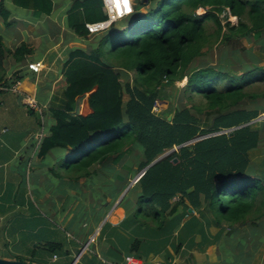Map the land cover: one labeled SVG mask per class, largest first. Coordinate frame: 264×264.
Wrapping results in <instances>:
<instances>
[{"label": "trees", "instance_id": "obj_1", "mask_svg": "<svg viewBox=\"0 0 264 264\" xmlns=\"http://www.w3.org/2000/svg\"><path fill=\"white\" fill-rule=\"evenodd\" d=\"M11 1L43 14L53 6V0ZM132 8L127 17L129 29L111 25L99 35V44L109 42L108 53L114 61L98 48L69 53L61 78L55 82L63 87L62 105L51 109L54 123L37 143V155L52 147L67 150L69 168L76 179L93 172V165L117 162L126 152L136 160L141 154L144 161L131 168L132 175L162 152L200 137L144 168L131 185L136 211L161 215L186 198L198 205L201 215H210L218 229L223 230L221 224L226 223L236 232L246 225L247 236L264 248V154L258 147L259 130L242 125L252 118L251 113L241 108L244 117L240 110L226 111L239 108L252 95L244 89L246 82L255 75L264 80V67L248 66L241 56L250 50L240 44L242 38L251 40L259 43L264 53V0H135ZM0 13L7 16L1 4ZM105 16L101 0H73L66 25L84 36L88 34L85 22ZM207 21L213 25L210 33L205 30ZM209 36L228 44L231 53L223 51L217 66L189 67ZM232 61L243 70L233 73L230 67L218 68ZM182 78H187L182 95L204 100V121L190 110L201 111L194 104L186 107L167 102L164 115L152 110L155 101L167 100L165 89ZM85 93L90 111L74 113L77 99ZM238 125L231 131L217 132ZM174 196L177 198L171 204ZM186 210L184 206L188 215ZM43 245L47 252L61 248L59 242Z\"/></svg>", "mask_w": 264, "mask_h": 264}, {"label": "crops", "instance_id": "obj_2", "mask_svg": "<svg viewBox=\"0 0 264 264\" xmlns=\"http://www.w3.org/2000/svg\"><path fill=\"white\" fill-rule=\"evenodd\" d=\"M72 1L53 0L51 11L43 14L0 0L7 10L6 17L0 13V86L17 80L20 93L34 96L44 106V134L54 123L51 109L62 105L63 87L55 82L69 53L98 48L106 58L111 55L98 43L100 33L83 36L67 28ZM251 54L245 61L248 66L258 62ZM33 61H40L36 72L26 66ZM79 108L81 114L90 111L86 93ZM245 123L259 130L258 147L264 154V112ZM37 130V119L25 110L19 93L0 88V258L33 264H122L125 255H132L140 264H226L222 262L227 260L264 264V248L247 236L246 225L236 232L226 223L218 229L214 219L201 215L189 199L161 215L136 211L135 197L126 193L134 174L121 171L131 153L108 164L111 168L103 179H94L92 172L73 179L67 150L52 147L37 155ZM29 162L30 170L24 174ZM136 164L132 162L131 168ZM99 168L90 167L95 173ZM124 195L127 200L121 201ZM48 241L59 242L61 248L47 252L43 244Z\"/></svg>", "mask_w": 264, "mask_h": 264}, {"label": "rangeland", "instance_id": "obj_3", "mask_svg": "<svg viewBox=\"0 0 264 264\" xmlns=\"http://www.w3.org/2000/svg\"><path fill=\"white\" fill-rule=\"evenodd\" d=\"M141 9L143 10V8H141ZM196 11L201 13L202 10L201 9H197ZM221 20L223 21V19H221ZM128 23L129 22L126 19L125 20H121V21H117L113 25V28L121 30V26L124 25V29H122V30L126 31L127 29H129L128 28L129 27ZM205 30H206L207 33H210L213 30V25H212V23L210 21H207L205 23ZM123 36L127 38L126 34H124ZM262 38L264 39V33L262 34ZM207 39H208L207 45L204 46L201 49L200 55L195 57L190 62L189 67L204 66V65H210V66H214L215 65V66H217L216 63L218 62L220 57H222L223 51H225L227 53H231L230 52L231 47L228 44L223 45L221 43H217V39H215L213 36L212 37L209 36ZM240 44L243 47H251L250 53L246 54V56L244 55V57H243L244 59L243 60H245V61L251 60V58L253 57V55L251 54V52H252L258 58L257 64L258 65H262L264 67V53L260 52V50L258 48L259 47V43H255V42L252 43L251 40H247V39H243L242 38L240 40ZM101 48L103 50H107L108 49V45H101ZM227 56L229 57L230 54H227ZM108 60L109 61H114V59L112 57H108ZM220 63L222 64V62H220ZM230 64L226 63L225 64L226 67L219 66L218 68L227 69L228 67H230L232 69L231 72H233V73H237V71L239 69L243 70L241 68L242 67L241 64H239V63H237L235 61H232ZM131 74H132V72L130 71L129 75H131ZM184 83H185V79L184 78H182V79H180L178 81H174V83H173L174 87H170V88L165 89V94L168 95L167 100H157V101H155L154 108H152V110L164 115L166 113L165 111H166L167 102H171L172 105H174V104H182L183 106H186V107H188L189 104H194L197 107H199L201 109V111L199 112L196 109H192V108L190 110L199 119L204 121L205 120V118H204L205 117V113H204V109H202V105H203L204 100L201 97L196 96V95H192L189 99L187 97H185L184 95H182L181 90H182V87H183ZM244 89L249 91L250 93H252V95L249 98L245 99L241 103V105H239V108L231 107V108H227L226 111H231V110H240L241 111V108H242L245 112L251 113V115H250V116H252L251 119H255L260 112H264V80L260 79L258 76L255 75L252 78V81L245 83ZM126 97H127L126 94L123 93L122 94L123 100H125ZM81 101H82V97H79L77 99L76 105L78 106L81 103ZM242 114H243L244 117L246 116V114L244 112H242ZM170 117H171V114H169V118ZM256 125L257 124H255V126ZM161 154H163V152ZM161 154L157 155L154 159H152L144 167L146 168V167L150 166L151 164H153L154 162L158 161L159 159L158 160H156V159ZM143 161H144V158H142L141 154H138L137 160H136L135 157L131 156V160L125 161V163L128 164V165L126 167L121 168L122 173L126 169H129L130 170V174H131L132 162L133 163H137L138 166H139L140 164L143 163ZM110 164H113V163H109V165ZM137 164H136V166H137ZM96 165H98V164H96ZM98 166L100 168L98 170H96V173L92 172L91 176L92 175H96V177H94V179H96V178L103 179L102 174L107 175L106 172H108L111 167L108 166V165H104V166L103 165H98ZM26 167L27 168H25V167L23 168L24 174H26L27 171L30 170V162L28 163V165H26ZM142 169L143 168L137 170L134 175H136ZM134 175H133L132 178L135 177ZM20 177H22V173H20ZM45 181H47V180H45ZM129 193L131 194V188H130V192ZM27 195L29 196V192L28 191H27ZM14 197H15V194H14ZM90 239H92V237H89L88 240L90 241ZM82 246L83 245H81L80 247H82ZM222 263L230 264V262H228V260L225 261V262H222Z\"/></svg>", "mask_w": 264, "mask_h": 264}, {"label": "built area", "instance_id": "obj_4", "mask_svg": "<svg viewBox=\"0 0 264 264\" xmlns=\"http://www.w3.org/2000/svg\"><path fill=\"white\" fill-rule=\"evenodd\" d=\"M135 0H131V8L133 6V2ZM102 2V6L104 7L105 9V18L104 19H101V20H96V21H92V22H85L84 23V27L86 28V31L88 34H91V33H97V32H100V31H103V30H98L96 32H92L90 31V27L91 26H96V25H99L101 23H107V27H110L112 24H115L117 21H121L123 20L125 17H127L129 14H131L133 12V8H132V11L130 13H127L125 14L124 16H117V19L115 20H111V17L116 15V11H115V7L114 5L110 4L109 3V0H101ZM231 21V19H230ZM110 22V23H109ZM27 68L36 72L39 70V67H40V61H33V62H30V63H27ZM17 84H18V81H14V83H12L11 85H9L8 87H3V86H0L1 89H9L13 92H17L19 93L20 95V102L22 103L23 107L25 108V110L31 112L37 119V124H38V130L35 134V139H36V142H35V150H36V145L37 143L39 142L40 138L42 137V135H44V127H45V108L42 104H40L34 96L32 95H29V94H26V93H20V91L17 89ZM154 108V105L153 107ZM74 113H77V114H81V111H80V108H79V105L75 107L74 109ZM144 170H140L136 175H134L135 177L131 179V184H133L140 176L141 174L143 173ZM91 240V239H90ZM53 258H55V255H52ZM122 264H140L139 263V260L132 256V255H125L123 257V261H122ZM147 264H161L159 261H150L148 262Z\"/></svg>", "mask_w": 264, "mask_h": 264}, {"label": "clouds", "instance_id": "obj_5", "mask_svg": "<svg viewBox=\"0 0 264 264\" xmlns=\"http://www.w3.org/2000/svg\"><path fill=\"white\" fill-rule=\"evenodd\" d=\"M109 3L114 5L115 11H116V15L112 16L111 20H115V19H117V16H124L125 14L130 13L132 11L131 0H109ZM131 14H129L127 17L131 16ZM127 17H125L123 20H125V19L127 20ZM128 22H129L128 24H130V21H128ZM113 25L114 24H112V27H113ZM106 27H107V23H101V24L96 25V26H91L90 31L96 32L98 30H103V31L97 32V33L101 34L102 32H104L110 28V27H108L106 29ZM122 29H124V25L121 26V30ZM104 45H108V42L105 43ZM185 83H187V78H185Z\"/></svg>", "mask_w": 264, "mask_h": 264}, {"label": "water", "instance_id": "obj_6", "mask_svg": "<svg viewBox=\"0 0 264 264\" xmlns=\"http://www.w3.org/2000/svg\"><path fill=\"white\" fill-rule=\"evenodd\" d=\"M167 119H169V115L167 116ZM245 124H246V123H244V124H242V125H245ZM239 126H241V125H238V126H236V127H231V128H229V129H227V130H228V131H231L233 128H237V127H239ZM227 130H222V131H217V132H218V133H220V132H226ZM230 133H231V132H229V134H230ZM213 134H216V133H213ZM198 138H200V137H196V138H193V139L187 140V141H185V142L180 143V144L177 145V146L172 147L171 149H169V150L163 152V154H161L156 160L162 158L163 156L167 155V154L170 153L171 151L176 150L177 147L182 146V145H185V144H187V143H189V142H191V141H193V140H195V139H198ZM173 161H175V158H173ZM153 162H154V161H153ZM150 164H151V163H150ZM144 168H145V167H144ZM144 168H143L142 170H144ZM188 210H189V209H188ZM0 264H33V263L28 262V261L17 260V259H3V258H0Z\"/></svg>", "mask_w": 264, "mask_h": 264}, {"label": "bare ground", "instance_id": "obj_7", "mask_svg": "<svg viewBox=\"0 0 264 264\" xmlns=\"http://www.w3.org/2000/svg\"><path fill=\"white\" fill-rule=\"evenodd\" d=\"M231 17V16H230Z\"/></svg>", "mask_w": 264, "mask_h": 264}]
</instances>
